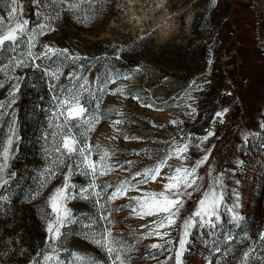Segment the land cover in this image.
I'll list each match as a JSON object with an SVG mask.
<instances>
[{"label": "rangeland", "instance_id": "1", "mask_svg": "<svg viewBox=\"0 0 264 264\" xmlns=\"http://www.w3.org/2000/svg\"><path fill=\"white\" fill-rule=\"evenodd\" d=\"M73 2L45 7L50 0H18L28 29L37 33L33 54L45 52V45L67 53L32 61L26 42L15 52L0 53V153L15 119L8 160L0 155V165L7 164L0 170V264H45V255L58 256L60 264H79L77 253L110 264L105 251L85 239L105 227L132 247L128 264H176L189 217L194 223L183 264H244L246 252L247 264H264V0H96L91 9L87 3L71 9ZM8 10L0 0V16L7 19ZM86 14L95 18L84 23ZM40 24L47 25L43 35L38 34ZM17 59L25 66L16 67ZM48 67L49 72L60 70L58 80L45 73ZM80 77L95 92V99L86 92L83 100L93 114L98 103L102 117L88 142L107 148L113 167L97 176L98 187L85 193L88 199L81 198L80 189H87L92 177L75 167L78 155L64 157L63 165L57 162L60 154L54 149L60 138L52 135L63 120L54 117L58 109L53 97L64 95L63 87H78ZM117 88L123 95L112 94ZM117 119L123 123L113 128L111 121ZM184 144L187 159L177 158L173 149ZM205 155L207 161L196 172L201 177L198 190L188 189L193 194L184 197L175 224L161 230L168 231L166 237L147 235L156 217L132 214L130 197L140 192L108 199L122 180L135 184L142 178L133 180L135 173L160 159L171 156L161 176L139 184L141 190L161 191L163 177ZM92 159L98 160V154ZM69 164L74 165L70 183L76 186L69 192L76 198L67 207L74 222L49 246L48 197L64 183ZM213 188L223 199L217 209L220 220L210 228L194 213L204 192ZM233 215L241 219L234 221ZM228 235L233 239L226 240ZM153 243L163 247L153 249Z\"/></svg>", "mask_w": 264, "mask_h": 264}, {"label": "snow or ice", "instance_id": "2", "mask_svg": "<svg viewBox=\"0 0 264 264\" xmlns=\"http://www.w3.org/2000/svg\"><path fill=\"white\" fill-rule=\"evenodd\" d=\"M39 3V0H36ZM65 0H50V4H46L45 7H51L52 5H59L64 3ZM96 0H74L73 3L69 4L68 7L71 9H79L82 4L87 3L89 8L94 5ZM104 2V0H101ZM6 6L8 7L7 19L0 16V53L4 51L15 52L21 43L26 42L28 46L27 58L32 61L40 59L41 57H49V54H63L67 53V49H54L45 45L46 51L40 53L39 55H34L32 48L35 46V36L36 30L28 29L29 21L23 19L22 9L18 3V0H5ZM41 13L37 12V15ZM94 15H84V23H88L93 20ZM40 31L39 35L44 34V29L47 25L40 24L37 26ZM51 31L52 29L49 28ZM31 32V34H29ZM79 56H67L66 59L77 60L80 59ZM9 63L12 61L10 59ZM16 67L25 66V61L17 59L15 61ZM36 68H39V64L33 65ZM5 68L8 66L5 65ZM3 70V69H0ZM47 75H50L53 79L58 80L59 75L62 74L59 69L55 72H49L48 69L44 70ZM70 78H75L73 73H69ZM128 79L129 77H124ZM83 79V83L79 86L73 85L72 87H63L60 89L62 96H54L53 100L56 101L58 111L54 113L56 119L63 118L61 124H57L56 128L58 131L53 132V137L59 136V144L55 147L54 151L59 153L58 163L63 165L65 163L64 157L71 158L73 155H78V163L75 164L77 169H83L82 174L90 175L92 180L87 189H80V196L82 199H88L89 197L85 195L88 192V189L95 190L98 185L96 184V178L98 175H107L113 170L111 164L108 163L111 153L110 151L102 147L99 143L93 145L88 142L89 134L95 131L97 125L101 122V115L99 114V104L95 105V114L90 110L88 106V101L83 100L84 93H89V96L92 99H95V92L90 91L88 84L89 81L86 78L80 77ZM114 82V81H113ZM3 84L0 83V87ZM55 87V86H53ZM19 85H14L13 90H18ZM120 93L123 95V89L117 88L113 91V95ZM134 99L139 100V97H133ZM13 99L11 103H14ZM146 107H152L151 104L144 105ZM3 102H0V108H3ZM117 115L123 116L122 112L117 111ZM217 116L223 115V113H217ZM123 120L117 119L111 121V126L115 128L116 125L122 124ZM175 123V121H173ZM74 129L76 131H74ZM80 129H83L80 131ZM116 131L119 133V129ZM10 135L7 137L6 145L3 148L0 155L3 156L4 161L8 160L10 146L13 142V136L15 135V119L11 121L9 126ZM213 135L209 132L208 136ZM115 139V137H112ZM125 139L129 138L127 136ZM205 136L203 139H207ZM188 151V145L184 144L182 146H177L173 149V153L177 158L187 159L183 154ZM93 153L98 154L99 159L93 160ZM168 159H171V156H168L167 159H160L157 164L152 168H145L142 172L137 171L133 176V180L136 177H142L137 180L135 184L130 183L127 179L122 180L109 195V200H116L121 196H127L130 190L140 192L138 196H132L130 199L135 202V206L128 205L132 207V214L139 216L140 218L144 217H156V219L151 221L153 227L147 233L148 236H157V237H166L169 235L168 231H161L162 229L170 228L175 224L176 219L179 217L181 209L184 207V197L192 196V192L188 189H193V191L198 190L197 180L201 179L198 177L196 172L197 168L204 164L208 155H205L202 159L198 160L195 165L191 167L180 166L174 169L171 175L163 177V180L166 181L163 183L161 191H143L139 188V184L148 183L149 181H156L158 177L161 176V171L164 167L168 166ZM131 164V161L127 162ZM242 163V162H240ZM4 167H7V164L4 163L0 165V170ZM68 173L64 176V183L55 188L52 194L48 197V207L50 208V213L48 214L50 218L46 219V232L48 234L47 240L49 246L52 243L62 239L64 233L62 229L65 228L67 224L73 223L71 219L72 213L71 210L67 207V201L75 199V195L70 194L69 189H73L76 186L70 183L71 175L73 174L74 165L69 164ZM51 175L54 177L55 172H52ZM217 183H222L221 180H217ZM46 186V183H42L41 187ZM106 187H111L107 185ZM39 193H37L38 195ZM95 196H100V192L94 191ZM223 199L222 193L218 194L216 190L210 189L205 191L203 197L199 200V207L195 211L194 216L199 217L203 221V226L210 228H215L217 222L220 220V214L217 209L220 206ZM99 203V201H97ZM239 206L238 204L236 205ZM230 211H232L230 209ZM101 219L108 220L107 216H101ZM232 219L238 221L241 219L238 215H233ZM109 223L111 221L109 220ZM194 220L192 217H189L184 221V232L183 236L179 239V248L175 253L176 264H183L182 257L186 251V244L189 236V228L192 227ZM90 227V226H89ZM99 235V239L97 238ZM143 238V237H142ZM85 239L90 240L92 243L96 244L98 247H101L107 254L110 264H128L129 256L128 254L132 251L131 246H126L125 243L113 236L112 230L110 227H105L102 233H88L85 234ZM233 237L228 235L226 240L230 241ZM261 239H264V235L261 236ZM171 243V241H167ZM151 248H161L163 245L153 243L150 245ZM218 250V249H217ZM56 249L53 248V252ZM251 251V250H250ZM249 253H245L244 264H247V258ZM56 260L58 264L59 257L54 255H45L44 261L45 264H49L50 261ZM75 260L79 264H101L100 261L95 259H90L85 255L75 254Z\"/></svg>", "mask_w": 264, "mask_h": 264}, {"label": "trees", "instance_id": "3", "mask_svg": "<svg viewBox=\"0 0 264 264\" xmlns=\"http://www.w3.org/2000/svg\"><path fill=\"white\" fill-rule=\"evenodd\" d=\"M47 69H48L49 71H51V69H50L49 67H48Z\"/></svg>", "mask_w": 264, "mask_h": 264}]
</instances>
